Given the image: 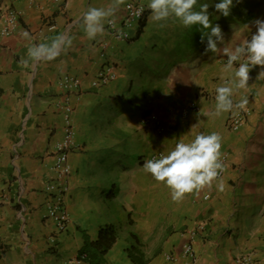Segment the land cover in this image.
I'll use <instances>...</instances> for the list:
<instances>
[{
	"label": "crops",
	"instance_id": "0c3cea01",
	"mask_svg": "<svg viewBox=\"0 0 264 264\" xmlns=\"http://www.w3.org/2000/svg\"><path fill=\"white\" fill-rule=\"evenodd\" d=\"M127 1L105 19L104 32L90 40L84 12L111 7L113 0H0V6L13 3L22 12L15 32L0 35V264H63L81 258L84 245L107 224L117 227V237L96 264H135L128 252L136 246L145 264H232L242 253L252 256V264H264V182L249 173L254 163L241 161L264 101L249 97V81L246 88H234L233 106L240 108L246 100L253 114L230 131L229 111L216 114V87L229 82L237 67L226 68L221 55L190 58L178 44L189 27L175 17L152 20L147 0H141L148 14L140 35L114 40L105 25L125 15ZM45 21L55 29L48 30ZM58 37L64 39L54 59L29 55L30 48L51 45ZM106 63L115 66L116 79L93 85ZM64 75L76 76L80 88L66 94L58 85ZM263 86L264 81L257 83L256 92ZM66 95L78 148L68 157L64 205L69 221L61 231L45 208L51 198L46 187L57 180L55 143L64 129L63 110L55 103H64ZM189 101L197 102L199 111L183 121L172 108ZM144 116L157 117L162 129L152 122L144 125ZM212 132L220 134L221 152L228 154L224 174L179 201L170 189L160 197V181L146 170L143 157L166 155L178 141ZM128 215L131 225H126ZM157 229L162 231L158 251L134 243L135 233L148 237ZM190 231H197L194 262L166 259L179 252Z\"/></svg>",
	"mask_w": 264,
	"mask_h": 264
},
{
	"label": "clouds",
	"instance_id": "9594fccd",
	"mask_svg": "<svg viewBox=\"0 0 264 264\" xmlns=\"http://www.w3.org/2000/svg\"><path fill=\"white\" fill-rule=\"evenodd\" d=\"M122 2L123 0H113V6L111 7H89L84 12L83 23L87 37L90 40L104 32L105 19L112 16L116 6ZM197 3L198 0H147V8L150 9L151 19L154 21H166L170 17H175L183 27L199 25L205 29H210L208 33H202L201 39L203 42L204 37H206V50L214 52L216 51L217 43L223 40L224 35L219 24L212 25L209 7L210 5L214 6L217 12L228 16L234 6V0H212L211 3L200 4L199 10L195 7ZM147 8L145 21L148 14ZM254 24L256 31L251 35L250 39L237 45L234 50L225 49V54L228 57L225 67L232 68L235 63L239 62V64L238 66L234 65L237 68L233 78L229 82L216 87L217 115L233 108V100L231 98L233 90L234 88H246L250 79V70L254 66H261L259 74L264 73V19H256ZM143 27H140V33ZM140 33L138 30L132 40L137 38ZM63 39V37H58L51 45L39 44L34 46L29 49V55L35 59L42 57L54 59L59 55V45ZM244 57L247 58L246 62H241ZM246 103V100H242L237 106L243 108ZM221 147L222 137L219 133H199L188 142L178 141L175 147L166 155L158 152L161 155L146 160L144 167L157 181L164 182L171 190L173 200L179 201L183 199L185 194L204 186L210 187L212 182L217 180L220 171L224 167L220 159ZM146 157H143L142 161ZM219 186L222 188L223 184Z\"/></svg>",
	"mask_w": 264,
	"mask_h": 264
},
{
	"label": "built area",
	"instance_id": "2783aa9c",
	"mask_svg": "<svg viewBox=\"0 0 264 264\" xmlns=\"http://www.w3.org/2000/svg\"><path fill=\"white\" fill-rule=\"evenodd\" d=\"M15 2H20L24 0H14ZM32 4L37 3L38 0H25ZM141 9H143L141 11ZM125 15L119 19L111 18L106 22L105 28L107 30L108 36L117 41H131L137 34L141 27L146 14L145 5L141 0H128L124 5ZM22 20V12L13 3L8 5L0 6V35L9 36L19 26ZM45 25L48 30L52 31L55 29V25L52 22L45 21ZM102 49H105L108 45L106 40L101 42ZM246 57L243 58L241 62H246ZM227 60H224L227 64ZM239 64V62H237ZM235 63L234 65H236ZM238 66V65H237ZM115 66L111 63H106L100 69L97 70L93 85L101 86L108 84L116 79ZM58 85L66 91V94L72 90H78L80 88V82L76 76L64 75L58 80ZM69 96H65L64 103L56 102L58 108L62 109V115L64 119V129L63 136L55 143V165L54 168L57 172V180L51 182L47 187L48 193L51 194L50 201L47 203L45 211L46 217L55 221L59 230H64L69 221V216L64 205V197L68 192V185L65 182V178L68 176L70 167L68 166L69 154L78 148L75 144L74 131L72 125L69 121V115L71 113V107L69 105ZM174 112L182 120H186L191 115L199 111V106L194 101L186 102L182 106L173 107ZM250 114V109L248 107L233 108L229 111L226 119V126L230 131L236 132L239 127L245 122L246 117ZM144 125L152 122L156 124L159 129L160 120L157 117L144 116L141 119ZM161 154H151L147 156L143 163L153 157H159ZM221 162L223 164V170L220 171V178L225 171L228 154L227 152H221ZM217 178V179H218ZM204 198H208V194H204ZM201 228V227H199ZM197 231H190L188 238L181 244L180 250L176 254H166L165 257L171 261H177L179 258H183L187 261L194 262L195 260V250L192 244V238ZM83 262L82 258H74L71 260H66L63 264H81ZM253 258L248 253H242L234 257L232 264H252ZM185 264V263H184Z\"/></svg>",
	"mask_w": 264,
	"mask_h": 264
},
{
	"label": "rangeland",
	"instance_id": "374dc122",
	"mask_svg": "<svg viewBox=\"0 0 264 264\" xmlns=\"http://www.w3.org/2000/svg\"><path fill=\"white\" fill-rule=\"evenodd\" d=\"M211 2L212 0H198V3L195 7L197 10H199L200 4ZM209 13L210 21L213 26L219 24L221 29L225 25L229 26V29H226L223 32L224 38L227 36H229V38L224 43L217 46L216 51L212 52L210 50H206L204 44L207 43V38L204 37L202 42L201 37L202 33L206 34L210 31V29H205L199 25H193L189 27L185 37L178 39V44L180 45L181 51L189 50V53H191L190 58L196 57V53L200 54L199 59L207 58L209 60L213 59L214 57L217 58L218 55H221V64H226L224 60H226L228 57L225 54V49L234 50L237 45L242 44L244 41L250 39L251 35L256 31L254 21L256 19H264V0H234V6L232 7L228 16H224L220 12H217L214 9V6L210 5ZM234 26H237L238 29L235 30ZM237 65L238 63L236 66ZM260 70L261 66H254L250 70L249 87L252 92L249 93V97L257 96L261 102L264 101V86L262 91L258 93L256 91L257 87L259 88V86H257L255 90L256 84L262 83L264 81V73L259 74ZM250 111L251 114H253V109H250ZM257 114L258 116L256 118L255 125L252 126V135L249 136V138H247L243 144V149L246 150L249 148L248 152L250 154L248 153V155H244L241 161L245 162L247 159L250 163H254L255 169L253 171L250 170L249 173L253 174L264 182V104L262 110H258ZM159 185L163 189L162 192L159 191L160 197H162L165 195L166 189L169 188L164 184V182H159ZM263 200L264 197L261 199L260 203H262ZM160 202L165 203L164 200ZM129 216L130 215H128L126 218V225L132 224V219H130ZM135 235L137 241H134V243L136 245L143 244L145 242L146 249H151L152 251L159 250L158 244L162 243V231L160 229L150 233L148 237H138L136 233Z\"/></svg>",
	"mask_w": 264,
	"mask_h": 264
},
{
	"label": "trees",
	"instance_id": "16d2710c",
	"mask_svg": "<svg viewBox=\"0 0 264 264\" xmlns=\"http://www.w3.org/2000/svg\"><path fill=\"white\" fill-rule=\"evenodd\" d=\"M144 25H145V19L141 23V27H143ZM228 27H229L228 25L223 26L222 32H224L226 29L228 30L229 29ZM234 27L235 30L238 29L237 26ZM139 33H140V29H139ZM228 38L229 36L223 38L222 41H219L217 43V46L224 43ZM204 47H206V44ZM198 55L199 54L196 53V57ZM132 236L134 237V235ZM116 237H117V227H115L112 224L104 225L99 229L97 233V238L94 241L85 244L79 255L81 256V258L87 259V261H89L90 264L99 263L102 255H104L106 251L111 247ZM128 253L133 263L135 264L146 263L143 252L138 248V246H136V248L131 247Z\"/></svg>",
	"mask_w": 264,
	"mask_h": 264
}]
</instances>
